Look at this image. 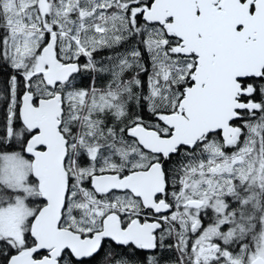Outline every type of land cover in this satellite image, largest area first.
<instances>
[{
  "label": "snow or ice",
  "instance_id": "6c2138e0",
  "mask_svg": "<svg viewBox=\"0 0 264 264\" xmlns=\"http://www.w3.org/2000/svg\"><path fill=\"white\" fill-rule=\"evenodd\" d=\"M0 264H264V0H0Z\"/></svg>",
  "mask_w": 264,
  "mask_h": 264
}]
</instances>
